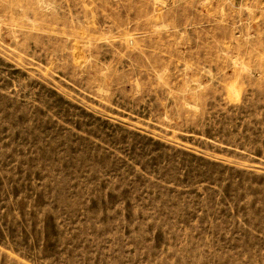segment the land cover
<instances>
[{"label":"rangeland","instance_id":"374dc122","mask_svg":"<svg viewBox=\"0 0 264 264\" xmlns=\"http://www.w3.org/2000/svg\"><path fill=\"white\" fill-rule=\"evenodd\" d=\"M0 264H264V0H0Z\"/></svg>","mask_w":264,"mask_h":264},{"label":"bare ground","instance_id":"6f19581e","mask_svg":"<svg viewBox=\"0 0 264 264\" xmlns=\"http://www.w3.org/2000/svg\"><path fill=\"white\" fill-rule=\"evenodd\" d=\"M188 66V65H187ZM186 67V66H185Z\"/></svg>","mask_w":264,"mask_h":264}]
</instances>
